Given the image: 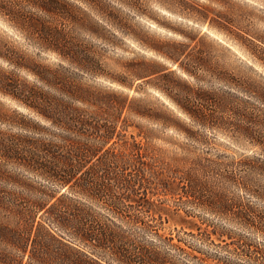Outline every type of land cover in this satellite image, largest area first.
<instances>
[{"label":"trees","instance_id":"16d2710c","mask_svg":"<svg viewBox=\"0 0 264 264\" xmlns=\"http://www.w3.org/2000/svg\"><path fill=\"white\" fill-rule=\"evenodd\" d=\"M29 4L45 12L26 14ZM70 5L66 0H0V12H14L11 20L23 33L62 60L57 66L35 62L30 68L35 82H0L16 104L7 107L9 116H0V264H98L93 258L103 264H193L189 259L196 253L211 254L186 236L213 244L232 239L227 230H204L210 222L200 212L254 225L264 235V210L232 190H252L264 200L256 178L262 161H223L186 146L181 147L189 153H175L170 160L166 152L155 154L151 146L149 151L153 131L129 133L125 120L151 107L88 82L89 76L102 75L100 54L52 14L70 12ZM188 89L165 92L185 118L166 107L151 109L170 119L144 116L193 144L207 143L203 130L217 127L234 129L264 151L263 108L249 99L264 104V84H244L247 97L240 98L230 91ZM33 170L60 186L35 185ZM159 195L172 206L155 198ZM154 231L159 238L150 241ZM233 244L252 263L264 256L245 240Z\"/></svg>","mask_w":264,"mask_h":264},{"label":"rangeland","instance_id":"374dc122","mask_svg":"<svg viewBox=\"0 0 264 264\" xmlns=\"http://www.w3.org/2000/svg\"><path fill=\"white\" fill-rule=\"evenodd\" d=\"M66 1L71 4L70 12L56 11L52 14L58 18L60 26L91 44L101 56L102 75L89 76L88 82L127 95L134 99L135 104L156 109L166 107L185 118L165 93L170 90L175 94L187 91V87L182 85L185 81L193 86L194 90L189 91L203 86L206 91L233 92L238 98L247 97L242 91L244 84H264V63L261 61V57H264V40L258 41L257 36L253 35V32L264 35V20L259 19L264 13H261L258 4L246 5V0ZM253 7L257 15L247 16V11ZM24 10L26 14L45 12L30 4ZM13 13L0 12V82L7 79L35 82L30 72L35 62L57 66L62 60L58 54L44 50L37 40L26 36L11 20ZM245 27L249 30L246 31ZM185 33H193L197 39L191 40ZM200 37L212 45L214 62L235 79H228L227 76L219 78L200 67L197 76L202 75L204 79L198 80L181 67V61H190L186 53L197 45ZM173 44L188 45L177 61H172L168 54L178 52V49L172 48ZM169 72L173 73V79L167 75ZM249 99L253 105H260L264 114V104L251 96ZM0 102L7 107L16 106L9 96H0ZM127 117L125 125L128 132L137 130L134 121L140 122L143 130L153 131L155 137L150 140L155 154L166 152L164 154L169 160L175 153H189L181 146L193 149L194 154L219 157L223 161L248 157L259 159L263 163V170L256 174V178L260 187L264 188V151L252 145L243 134L234 132V129L215 127L203 130L207 143L193 144L183 133L164 129L159 122L137 112ZM194 127L197 128L196 125ZM254 189H258V186H254ZM232 190L264 210V200L253 194L252 190L238 186L232 187ZM155 198L164 199L168 206L173 204L161 195ZM200 215L210 222L208 226L202 225L204 230H213L214 227L227 230L232 234V239H227V244H213L186 236V240L211 254V257H206L196 253L197 257L189 259L191 263L221 264L224 260H230L232 264H264V256H259L260 262L252 263L233 249L234 242L245 240L253 248L264 250V235L257 232L254 225L230 221L207 212H200ZM164 225L166 230L171 229L169 223ZM215 242L219 240L215 238Z\"/></svg>","mask_w":264,"mask_h":264},{"label":"clouds","instance_id":"9594fccd","mask_svg":"<svg viewBox=\"0 0 264 264\" xmlns=\"http://www.w3.org/2000/svg\"><path fill=\"white\" fill-rule=\"evenodd\" d=\"M257 4L259 6V9H260L261 13H264V0H246V5H257ZM229 6H231V5H229ZM246 14L249 17L257 15L256 10H255L254 7L252 9L248 10ZM259 19L264 20V14H261L259 16ZM245 30L248 31L249 29L247 27H245ZM185 34L188 35L191 40H196L197 39L196 35L193 34V33H185ZM253 35L257 36V40L258 41L259 40H264V35H261V34L255 33V32H253ZM187 47H188L187 44H181V45L173 44L172 48L173 49H178V52H176L175 54L170 52L168 54L173 56L174 59H179L180 54H184L185 49ZM186 55H187V57H190L191 59H190L189 62L181 61V67H183L186 71H189L198 80L204 79V77L202 75L201 76H197V69L200 68V67L204 68L206 71L216 75L219 78H224L225 76H227L228 79H235L230 74H228L225 71H223L220 68L218 63L214 62V57H213V52H212V45L209 44L208 42H206L203 37L199 38V40L197 42V45H195L191 51L187 52ZM261 61H262V63H264V57H261ZM156 71H159V69H157ZM167 75L171 79H173V73L169 72V73H167ZM176 82L181 84V82L178 81V80H176ZM149 83H151V81H149ZM182 85H184L185 87H187V88H189L191 90H194L193 86L189 85L187 81L183 82ZM202 89L206 90V89L203 88V86H200V87L195 88V91L202 90ZM165 90L168 91L167 88H165ZM12 95L13 94L9 91V89H7L6 87L0 86V96H10V97H12ZM169 95H171L170 91H169ZM141 115H147L149 117H155V118H160V117L163 116V114L161 112L154 111L151 108H148L147 113L141 114ZM0 116H2V117L9 116L8 111H7V106L3 105L2 102H0ZM163 118L164 119H170L167 116H163ZM133 123H134L135 127L139 128V129H141V131H143V127H142L140 122L134 121ZM174 123H176V122H174ZM180 127L183 128L184 126L181 124ZM185 129L193 131L190 128H184V130ZM185 132H186V130H185ZM145 135L147 136V133ZM146 144H147V146L149 148V151H151V147L150 146L152 145V141L150 139H148ZM33 171L36 173V177H37L35 185L52 186V187L54 185H59L58 182L55 179L45 175L41 171H39V170H33ZM41 178H42V180H41ZM186 211L190 212V210H187V209H186ZM205 219H207V218L205 217ZM157 223L158 222L153 221V224L156 225V226H157ZM154 236L159 238V234L156 231H154L153 233L148 234L147 238L150 241H154V239H153ZM88 255L91 257L90 253ZM93 259L98 261V264H103V259L102 258L99 259V260L96 259V258H93Z\"/></svg>","mask_w":264,"mask_h":264}]
</instances>
